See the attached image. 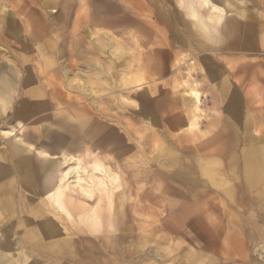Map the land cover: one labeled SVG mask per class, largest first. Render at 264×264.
<instances>
[{
  "label": "rangeland",
  "instance_id": "rangeland-1",
  "mask_svg": "<svg viewBox=\"0 0 264 264\" xmlns=\"http://www.w3.org/2000/svg\"><path fill=\"white\" fill-rule=\"evenodd\" d=\"M192 2L0 0V90L9 86L0 95V147L22 141L36 155H63L55 187L63 184L71 209L53 193L36 201L63 227V258L0 245V264L52 255L72 264H264V36L248 50L227 31L256 20L264 34V0H229L233 13L220 21L201 9L204 24L191 16ZM160 9L191 30L181 33L187 46L157 20ZM186 84L201 100L191 129ZM36 106L44 108L23 111ZM235 109L250 121L228 123ZM217 135L227 149L211 148ZM204 145L216 163L204 162L219 168L216 184L196 164Z\"/></svg>",
  "mask_w": 264,
  "mask_h": 264
},
{
  "label": "crops",
  "instance_id": "crops-1",
  "mask_svg": "<svg viewBox=\"0 0 264 264\" xmlns=\"http://www.w3.org/2000/svg\"><path fill=\"white\" fill-rule=\"evenodd\" d=\"M219 1L223 2V6L216 3L217 5L229 9V4H228L229 0H219ZM192 5L193 2L190 4L191 16L196 18L198 22L204 24L205 21L201 16V9L207 10L208 13H210V11L208 10L207 7H203V6L193 7ZM169 14H171V16ZM174 17L175 16L171 12L168 13V11H163V9L157 11V20H159L165 26L168 27L169 33L172 39L174 40V43L175 44L181 43L183 44L182 46H187L188 44L185 43V40L182 38L181 33L188 34L190 33L191 30H189L183 23L181 24L180 21L178 22ZM208 19L211 20L210 15H208ZM222 19L224 18L221 19L218 18V21ZM260 30L261 27L258 25V22L256 20L248 23L242 30L239 29L237 26L236 27L232 26L230 29H227V31L235 32L238 35H240L243 38V41L245 42V44L243 43L242 47L248 50H255L256 48L257 49L259 48V46L256 45V43L260 38H263L264 36L263 33L262 35L259 34ZM143 40L144 39H141V42H144ZM157 73L159 74V71H157ZM134 79H135L134 80L135 83H141L143 81V77L141 75L140 78L135 77ZM136 79H138V81H136ZM186 85L187 88L184 90V95L190 98V101L192 102V106L190 109L192 115L188 119V124L186 125V128L191 129L192 126L195 124V122H197V118H199L198 115L196 114V111H198L199 108L197 110L194 109L193 98L186 95V91L190 87L194 88L197 92L198 90L194 85L191 84H186ZM236 113H237L236 109L235 111L230 110L229 112H227L228 123L235 122L238 124L239 122L243 123L244 121H250V119L245 120L241 118V116H237ZM236 133H232L230 136L228 134V137L230 138L231 141L237 140ZM226 134L227 132L225 133V135ZM252 136H253L252 138H254L253 133ZM222 138L223 137L220 135L215 136L214 139L212 140L211 148L227 149L229 144L228 142H223ZM19 143L20 144H18L16 147L9 145L8 146L6 145L8 148L6 146H5L6 148L0 147V232L4 236V241L0 245L10 246V249L18 248L20 245L22 246L25 245L28 246L29 248L32 246L34 247L39 246V248L44 251V255L41 254L40 256L46 257L45 254H50L51 251L53 252L57 251L55 257L59 256L60 258L61 257L63 258V250L61 249L63 247V227L57 224H53V222H51L50 217L47 215V211L44 209L40 201L36 204V201L41 196H44L43 200L46 202L48 201V199L47 198L45 199V196L50 195L54 197L53 195H55L53 201L56 204H58L60 209L63 211V205H64V207L67 208V210L71 211V209L67 205L63 204L64 203L63 194L61 196L59 195V193L56 192V189L60 187L63 193V184L62 183L57 184V186L55 187L56 184L55 174L58 171V167L61 165L63 161V155L61 158L53 159L54 157H56V155H51L44 150L38 151L37 152L38 154L36 155V153H34L32 150V145L28 144L26 147H24L21 146V143H23L22 141H20ZM233 144L234 142L231 143V147H233ZM235 145L237 146V144ZM208 146H210V144H208ZM205 147L207 148V146L204 145L200 149V151L203 150L202 151L203 153L199 155L201 157L196 158V164L197 167L199 168L200 173L204 176H207L209 179H212V182L216 184L218 179L216 178L217 176H215V171L219 170V168H215V167L208 168L207 163L204 162V158L210 161L209 162L210 164L211 163L215 164L216 159L214 158L208 159V157H204V151L206 150ZM17 148H19V150H17ZM232 160L233 157H231V161ZM51 173H52L51 175L52 184L50 185L48 182V176ZM253 181L255 182V179L252 178L251 176L249 179V183L250 185L255 186L256 183H254ZM68 204L71 206L70 203ZM19 211H23V215L25 214L21 219H18L19 217L16 216ZM47 217H49V219H46ZM89 228L96 229V226L95 227L90 226ZM17 232L22 234L24 238L17 240V238L15 237ZM31 234H35L36 236L32 240L30 237ZM26 236L29 237L27 238ZM210 236L211 237L208 243L210 244L211 248L214 250L213 257L214 259L220 258V254L218 252L219 251L218 243L221 240L220 234L218 232L216 233V231H213L210 234ZM224 254H227L226 250ZM52 257L53 255L49 258L51 259ZM50 259L48 258L45 259L46 263L44 264H72L67 262L54 263Z\"/></svg>",
  "mask_w": 264,
  "mask_h": 264
},
{
  "label": "bare ground",
  "instance_id": "bare-ground-1",
  "mask_svg": "<svg viewBox=\"0 0 264 264\" xmlns=\"http://www.w3.org/2000/svg\"><path fill=\"white\" fill-rule=\"evenodd\" d=\"M195 4V5H194ZM193 7L194 6H203V7H207L208 10L210 11L211 14L217 16L219 19L221 18H224V16H226L227 14H229V11H231L230 13H233L231 9H226L225 7H222V6H219L217 5L216 3H214L212 0H195L193 2ZM169 13V12H168ZM10 14V13H9ZM171 16V14H169ZM11 17V16H10ZM211 17V16H210ZM13 18V17H12ZM212 19V17H211ZM241 32V31H240ZM255 34V33H254ZM254 36V35H253ZM244 37V36H243ZM254 47V46H253ZM29 52V50H28ZM124 79V78H123ZM126 81V80H125ZM136 81H138V79H136ZM6 93V92H9V86H8V83H4L3 85H1V90H0V95L3 94V91ZM186 95H188L189 97H192L193 98V101H194V109H198V106L201 104V100L199 98V93L192 87H190L187 91H186ZM9 105V104H8ZM81 107V106H80ZM44 107L42 106H36V108L31 111V109L29 108H25L23 109V111H25V113L27 112L28 114H30L31 112L35 113V112H38L40 110H43ZM31 115V114H30ZM108 132V131H107ZM105 134V133H104ZM114 135V134H113ZM118 142V141H117ZM8 148V147H7ZM9 150V149H8ZM112 151V150H111ZM47 156V155H45ZM78 168H72L70 169L69 171L66 172V175H68L69 173H71V171H76L78 172L77 170ZM23 170V169H22ZM23 174V173H22ZM52 173L48 176V182L49 184L51 185L52 184ZM13 176V175H12ZM20 180V179H19ZM56 192L59 193V195L62 196V191H61V188L58 187L56 189ZM59 200V198H58ZM60 202V201H59ZM27 214V213H26ZM29 214V213H28ZM94 214H96L94 212ZM20 216V215H19ZM49 219V218H48ZM37 220V219H36ZM97 222V221H96ZM96 222H94V227L96 226ZM15 225V224H14ZM45 229V228H44ZM6 235V234H5ZM14 237V236H13ZM9 240V239H8ZM7 242V241H6Z\"/></svg>",
  "mask_w": 264,
  "mask_h": 264
}]
</instances>
